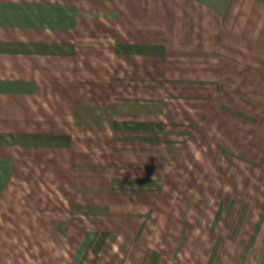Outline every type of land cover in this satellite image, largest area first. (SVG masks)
Returning <instances> with one entry per match:
<instances>
[{
    "label": "crops",
    "instance_id": "0c3cea01",
    "mask_svg": "<svg viewBox=\"0 0 264 264\" xmlns=\"http://www.w3.org/2000/svg\"><path fill=\"white\" fill-rule=\"evenodd\" d=\"M0 264H264V0H0Z\"/></svg>",
    "mask_w": 264,
    "mask_h": 264
}]
</instances>
